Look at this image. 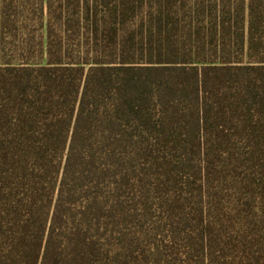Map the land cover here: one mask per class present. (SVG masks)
<instances>
[{
	"label": "trees",
	"instance_id": "16d2710c",
	"mask_svg": "<svg viewBox=\"0 0 264 264\" xmlns=\"http://www.w3.org/2000/svg\"><path fill=\"white\" fill-rule=\"evenodd\" d=\"M0 264H264V0H0Z\"/></svg>",
	"mask_w": 264,
	"mask_h": 264
}]
</instances>
